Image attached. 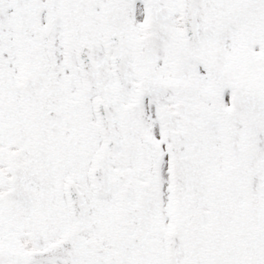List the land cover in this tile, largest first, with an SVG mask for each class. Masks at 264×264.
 Listing matches in <instances>:
<instances>
[{"label": "snow or ice", "instance_id": "6c2138e0", "mask_svg": "<svg viewBox=\"0 0 264 264\" xmlns=\"http://www.w3.org/2000/svg\"><path fill=\"white\" fill-rule=\"evenodd\" d=\"M0 264H264V0H0Z\"/></svg>", "mask_w": 264, "mask_h": 264}]
</instances>
